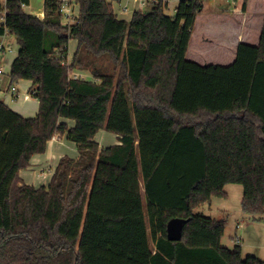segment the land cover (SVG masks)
<instances>
[{"label": "trees", "instance_id": "16d2710c", "mask_svg": "<svg viewBox=\"0 0 264 264\" xmlns=\"http://www.w3.org/2000/svg\"><path fill=\"white\" fill-rule=\"evenodd\" d=\"M205 1L157 0L126 22L107 0H78L69 29L55 0L44 20L24 12L29 0H8L0 36L20 47L12 83L32 82L39 113L0 101V264H264L222 246L225 220L194 214L236 184L243 213L264 216V25L231 66H201L187 53ZM86 70L92 80L71 77ZM100 131L121 145L101 148ZM55 137L79 157L63 158L48 187L23 184ZM176 218L189 223L170 242Z\"/></svg>", "mask_w": 264, "mask_h": 264}, {"label": "crops", "instance_id": "0c3cea01", "mask_svg": "<svg viewBox=\"0 0 264 264\" xmlns=\"http://www.w3.org/2000/svg\"><path fill=\"white\" fill-rule=\"evenodd\" d=\"M116 1L117 4L112 6L114 14H117L121 8L119 3L124 4L127 2V0ZM228 2L229 0L205 1L204 8L196 16L187 53V58H190L192 62L205 67L210 65L222 66L236 60L240 44L259 45L264 25V0H238L236 4H233L234 7L231 11L225 7ZM167 4L170 5V8L165 13L168 16H174L179 1H169ZM132 8L133 12L129 16L126 14L118 19L130 22L134 12L145 11L140 9L136 1L132 2ZM4 42L5 45L14 48V53H9L3 58V65L5 68L9 67V70H7V75L3 78L0 86V101H3L6 106L24 118H35L39 113V102L31 95L32 82L20 80L14 84L11 79L12 64L19 54V50L16 54L17 42L9 35L4 38ZM71 42H75L76 45L75 49L71 51L69 44L70 58L76 53L78 47L77 41L72 40ZM193 42L196 44L194 52L192 51ZM78 73L82 75L83 79L92 80L89 73ZM13 86L19 91L17 101H14L10 95V88ZM27 96L29 97L28 100L25 99ZM64 122L70 128L75 125L73 121L64 120ZM95 141L101 148L121 145L119 136L105 131H100L96 135ZM65 157L76 160L79 157L77 147L65 137H55L48 143L46 152L33 156L30 166L20 172L21 181L23 184L36 189L48 187L60 161ZM228 198L229 194L227 193ZM228 211L230 210L224 209L220 212L223 216V213ZM239 217L240 220H237L235 224V235L240 237L241 243L238 246L241 248L243 258L254 256L264 261V216L249 217L242 212ZM238 226H242L241 229H238ZM227 230L228 222L225 234ZM223 238L221 242H223ZM236 246L234 244L231 248L234 249Z\"/></svg>", "mask_w": 264, "mask_h": 264}, {"label": "rangeland", "instance_id": "374dc122", "mask_svg": "<svg viewBox=\"0 0 264 264\" xmlns=\"http://www.w3.org/2000/svg\"><path fill=\"white\" fill-rule=\"evenodd\" d=\"M1 2H2V0H0V3ZM44 6H45V0H29V4L24 9V12L29 16H33V17H36L40 20H44ZM225 7L229 11H231L234 7L233 1L229 0L228 5ZM169 8H170V5L166 4V10L165 11L168 12ZM148 9H151V8L149 7ZM148 9H145V11ZM130 14H127V16H129ZM127 16H125V17H127ZM193 30H194V28H193ZM13 39H14V37H13ZM75 45H76L75 42L70 43V50L71 51H73L75 49ZM195 46H196V44H195V42H193V45H192V51L193 52L196 49ZM19 48L20 47H19L18 43H16V54H17ZM187 60L192 61L190 58L189 59L187 58ZM233 63L224 64L222 66L228 67V66H231ZM7 70H9V67L6 68V71ZM84 72L90 74V72L87 70ZM225 190L229 194L228 199L227 198L226 199L215 198V199H213L211 204L206 203V204L198 207L194 211V214L209 217V218H211L213 220H217V221L225 220L226 224L228 222V230H227V232L223 238V242H221V243H223L222 244L223 247L227 248V246H229V249H233L231 247L234 244L238 245L241 243V241H239L235 235V232H236L235 224H236L237 220H240L239 216L243 212L242 206H241L242 199H243V187L241 185L233 184V185H228L225 188ZM142 199H143V202L145 204L146 198H145L144 190H142ZM224 209H228L230 211H228L227 213H223V216H222V212H220V211L224 210Z\"/></svg>", "mask_w": 264, "mask_h": 264}, {"label": "built area", "instance_id": "2783aa9c", "mask_svg": "<svg viewBox=\"0 0 264 264\" xmlns=\"http://www.w3.org/2000/svg\"><path fill=\"white\" fill-rule=\"evenodd\" d=\"M59 4V14L62 17V25L64 27H67L69 29H72L74 26H76L79 23V18H80V4L78 0H55ZM109 3L113 5L117 4L116 0H107ZM137 2L139 4L140 9L145 10L147 9L150 5H154L157 3V0H127L126 3L121 5L120 10L118 13H115V16L117 18H121V16L130 14L133 12L132 8V2ZM233 4H236L238 0H232ZM7 2L8 0H3L1 3L2 9L0 10V26H4L6 23V16H7ZM118 4V5H119ZM165 4H167L165 2ZM27 6L23 5L22 8L23 10ZM135 13V12H134ZM9 34L6 33L3 36H0V86L2 85V80L3 78L7 75V71L5 66L3 65V58L7 56L9 53H14V48L11 46L5 45L4 38L8 36ZM71 63V58L69 57L66 62H63L62 65L64 66H70ZM71 77L75 79H83L82 75L79 74L78 72H73L71 73ZM10 95L12 96V99L14 101H17L19 99V91L18 89L13 86L10 88ZM26 100L29 99L27 96L25 98ZM242 226H238V229H241ZM237 239L240 241V237H237Z\"/></svg>", "mask_w": 264, "mask_h": 264}, {"label": "water", "instance_id": "95a60500", "mask_svg": "<svg viewBox=\"0 0 264 264\" xmlns=\"http://www.w3.org/2000/svg\"><path fill=\"white\" fill-rule=\"evenodd\" d=\"M189 220L176 218L167 225V239L170 242H180L183 239V232Z\"/></svg>", "mask_w": 264, "mask_h": 264}]
</instances>
